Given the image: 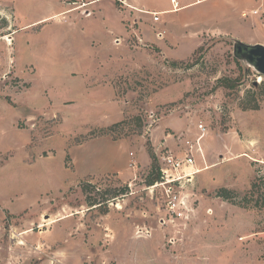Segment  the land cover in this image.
Masks as SVG:
<instances>
[{"label":"rangeland","instance_id":"374dc122","mask_svg":"<svg viewBox=\"0 0 264 264\" xmlns=\"http://www.w3.org/2000/svg\"><path fill=\"white\" fill-rule=\"evenodd\" d=\"M194 1L0 0V264H264V77L225 87L218 40L264 44V15ZM133 5L182 9L147 28ZM164 125L199 171L174 223L146 190Z\"/></svg>","mask_w":264,"mask_h":264},{"label":"built area","instance_id":"2783aa9c","mask_svg":"<svg viewBox=\"0 0 264 264\" xmlns=\"http://www.w3.org/2000/svg\"><path fill=\"white\" fill-rule=\"evenodd\" d=\"M246 17V13L243 14ZM253 16H263L264 12L261 9H256L251 12ZM160 15H154V22L160 20ZM200 135L193 143L190 140H182V148L187 150L189 154L202 152L200 145L201 140L205 136L207 129L203 123H199L197 126ZM160 152L158 155L161 166L159 169V181L153 185L146 184V190L154 196L156 193L160 194L163 208L168 217V222L174 223L177 220L185 219L186 213L190 211V194L188 192V186L192 185L195 179V175L199 172L198 170L188 172V168L194 165L191 157L183 159L178 155L172 154L171 152L165 151ZM192 156V155H191ZM132 158L129 163V168L133 171H137L139 165L135 160V154L130 153ZM131 187V185H129ZM163 221V220H162Z\"/></svg>","mask_w":264,"mask_h":264},{"label":"crops","instance_id":"0c3cea01","mask_svg":"<svg viewBox=\"0 0 264 264\" xmlns=\"http://www.w3.org/2000/svg\"><path fill=\"white\" fill-rule=\"evenodd\" d=\"M204 0H197V1H194L192 3H189L186 5V7H184L185 11L188 12L190 10L193 9V5H196V3H201L203 2ZM229 2H232V3H235V5L237 7H240V10H247L249 11V13L251 14V12L258 8V9H261L263 12H264V0H259V2H257L256 0H227ZM97 2V1H96ZM95 2V3H96ZM225 1H221V2H217L215 4H212L211 6H209L204 12L203 10L199 11L197 14H198V20H196L195 22H193L192 20V16L189 14V13H186L185 14V18L183 19V25H184V29L186 28V26H189V25H192L194 23L196 24H200V22L202 23L203 19L202 17L204 16V13H209V16H208V20H210L212 17H214L216 14H218L220 17L226 15V17L229 15V14H232L231 11L229 12H226V9H225ZM202 5V4H201ZM234 5V4H233ZM261 5V6H260ZM134 6V5H133ZM259 6V7H258ZM137 10H136V9ZM133 9H135L136 11H138V9L142 12L143 15L145 16H142L143 20L146 21V24L145 26L148 28L150 27H154V28H159L157 26L156 23H158L159 21H161V18L158 22H154V15L155 14H159L161 16L163 15H166V14H169V13H173V12H177V10H181L182 8H177V9H172V8H167V9H146V8H143L142 6L140 7H136L134 6ZM208 11V12H207ZM63 11H60L59 14H61ZM139 12V11H138ZM196 13V12H195ZM193 13V14H195ZM58 14H55L51 17H47V18H43L41 20H38L32 24H36V23H39V22H42L48 18H53V17H56ZM151 16L153 17V19L151 18ZM253 17V16H252ZM147 18V19H146ZM186 19V21H185ZM254 19V18H253ZM252 19V20H253ZM187 22V23H186ZM199 22V23H198ZM212 22V21H210ZM215 22V21H214ZM30 24V25H32ZM28 25V26H30ZM157 26V27H156ZM164 28V27H163ZM186 30V29H185ZM259 33H260V29H259ZM161 39V38H160ZM163 39H164V36H163ZM253 44H256V43H253ZM161 50V49H160ZM162 51V50H161ZM179 129H180V132H184V131H187L188 129V126L186 124H179ZM168 129V126H165L164 125V133L161 137V141L158 142V143H155V148L157 151H160L162 149H169L170 151H172L174 154L180 156V155H183V153L181 152V148L178 146L177 144V141L175 139V136L172 135L171 132H167ZM190 131V129H189ZM196 155H199L196 151H195ZM137 162V161H136ZM138 163V162H137Z\"/></svg>","mask_w":264,"mask_h":264},{"label":"water","instance_id":"95a60500","mask_svg":"<svg viewBox=\"0 0 264 264\" xmlns=\"http://www.w3.org/2000/svg\"><path fill=\"white\" fill-rule=\"evenodd\" d=\"M218 40L232 44L233 57L245 72L251 70L258 76L264 77V44H246L228 36L220 37Z\"/></svg>","mask_w":264,"mask_h":264},{"label":"trees","instance_id":"16d2710c","mask_svg":"<svg viewBox=\"0 0 264 264\" xmlns=\"http://www.w3.org/2000/svg\"><path fill=\"white\" fill-rule=\"evenodd\" d=\"M238 64L240 65L241 69H242V74L240 75V77L236 80H231V79H224L221 81V83L227 87V88H230V89H235L237 88L239 85H241L244 81V78L246 77V75L248 74L249 71L245 72L244 69L242 68L241 64L238 62ZM256 108V106L254 107ZM141 119H137V122L141 123ZM149 151H150V156L154 162V165H153V168H152V172L151 174L149 175V177L147 178V185H153L155 182L159 181V172H158V168H157V165H156V159H155V155L154 153L151 151V149L149 148ZM255 186V184L253 185V187ZM124 193V191L121 192V195ZM219 196H222L223 198L225 199H229L230 198V193L225 190V189H222L221 190V194H219ZM96 203V201H95ZM92 206H96V205H101V203H96V204H93L91 203ZM257 205H260V203H258Z\"/></svg>","mask_w":264,"mask_h":264},{"label":"bare ground","instance_id":"6f19581e","mask_svg":"<svg viewBox=\"0 0 264 264\" xmlns=\"http://www.w3.org/2000/svg\"><path fill=\"white\" fill-rule=\"evenodd\" d=\"M4 40H5L6 42H8L9 45H10L11 42H12V39H11L10 36H6V37L4 38Z\"/></svg>","mask_w":264,"mask_h":264}]
</instances>
